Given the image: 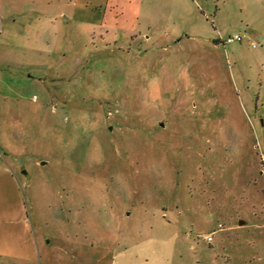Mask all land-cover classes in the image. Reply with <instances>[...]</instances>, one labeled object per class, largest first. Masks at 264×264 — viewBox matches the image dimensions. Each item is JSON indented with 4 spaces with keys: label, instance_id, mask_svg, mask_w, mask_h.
Instances as JSON below:
<instances>
[{
    "label": "rangeland",
    "instance_id": "374dc122",
    "mask_svg": "<svg viewBox=\"0 0 264 264\" xmlns=\"http://www.w3.org/2000/svg\"><path fill=\"white\" fill-rule=\"evenodd\" d=\"M107 2L0 24L4 264H264V0Z\"/></svg>",
    "mask_w": 264,
    "mask_h": 264
},
{
    "label": "crops",
    "instance_id": "0c3cea01",
    "mask_svg": "<svg viewBox=\"0 0 264 264\" xmlns=\"http://www.w3.org/2000/svg\"><path fill=\"white\" fill-rule=\"evenodd\" d=\"M135 0H108L104 6L102 21L107 26L120 27L124 6ZM138 2V0H136ZM74 0H0V24L10 22L17 24L24 18L52 17L54 20H71L70 11L74 10ZM25 20V19H24ZM121 23V24H120ZM6 256L0 254V264L5 263ZM22 264H35L34 256L21 259Z\"/></svg>",
    "mask_w": 264,
    "mask_h": 264
},
{
    "label": "built area",
    "instance_id": "2783aa9c",
    "mask_svg": "<svg viewBox=\"0 0 264 264\" xmlns=\"http://www.w3.org/2000/svg\"><path fill=\"white\" fill-rule=\"evenodd\" d=\"M244 39V37L243 36H241V35H236L235 37H229L227 40H226V43H234V42H236V41H241V40H243ZM212 240H213V238H212V236H210V237H208L207 238V241L208 242H212Z\"/></svg>",
    "mask_w": 264,
    "mask_h": 264
},
{
    "label": "water",
    "instance_id": "95a60500",
    "mask_svg": "<svg viewBox=\"0 0 264 264\" xmlns=\"http://www.w3.org/2000/svg\"><path fill=\"white\" fill-rule=\"evenodd\" d=\"M240 224H242V222Z\"/></svg>",
    "mask_w": 264,
    "mask_h": 264
}]
</instances>
